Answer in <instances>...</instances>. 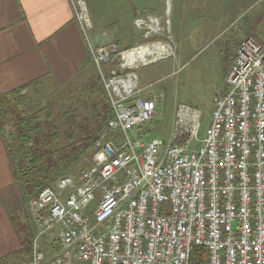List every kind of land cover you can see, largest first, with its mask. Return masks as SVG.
Wrapping results in <instances>:
<instances>
[{
  "label": "built area",
  "instance_id": "obj_1",
  "mask_svg": "<svg viewBox=\"0 0 264 264\" xmlns=\"http://www.w3.org/2000/svg\"><path fill=\"white\" fill-rule=\"evenodd\" d=\"M69 1L86 34L85 1ZM155 21L135 24L151 30ZM118 48L110 40L91 51L113 116L91 165L31 201L41 227L25 264H194V247L206 249L196 264H264V44L245 37L236 48L200 146V111L184 102L166 141L131 134L153 118L163 93L140 96L133 71L104 76L100 66ZM44 235L55 241L52 256L39 244Z\"/></svg>",
  "mask_w": 264,
  "mask_h": 264
},
{
  "label": "rangeland",
  "instance_id": "obj_2",
  "mask_svg": "<svg viewBox=\"0 0 264 264\" xmlns=\"http://www.w3.org/2000/svg\"><path fill=\"white\" fill-rule=\"evenodd\" d=\"M109 2L113 4L116 1ZM120 2L123 8L118 9L117 14L111 10L106 19L113 21L115 16L119 19L121 11L123 22L129 27V34L135 40H116L119 42L118 52L103 63L100 69L104 76L111 75L113 71H133L138 79L139 95L145 99H151L156 93H163V97L156 103L153 118L133 127L131 134H142L147 141L154 137L166 141L172 127L175 107L177 103L184 102L200 111V141L196 146L202 145L212 119L215 101L227 89L226 76L236 48L246 36L252 37L258 44H264V0H144V4H141L143 7L148 4L156 6L154 11L160 21L158 23L155 17L156 24H153L151 30L146 25H134L135 10L131 5L132 0H118ZM140 10H143L142 7ZM149 17L152 18L147 16L145 20ZM148 31L150 34L147 36ZM87 35L92 43L89 32ZM161 42L171 51L167 55L146 64L137 62V66L132 68L121 66L122 51L142 44ZM96 48L92 46L91 51L95 52ZM85 72L83 69L81 73L80 67L81 74L77 75L76 72V80L70 86L81 82ZM25 93L30 98L40 96L32 89H27ZM113 132L116 140L117 130ZM74 174L76 173L73 172ZM86 211L89 212V208ZM8 215L10 221L12 217L16 227H0V259L30 243L41 227V221L31 202L28 205L21 203L19 209H13ZM44 236L46 237L39 243L41 248L53 247L55 241L52 236ZM46 253L52 256L53 249L49 248Z\"/></svg>",
  "mask_w": 264,
  "mask_h": 264
},
{
  "label": "trees",
  "instance_id": "obj_3",
  "mask_svg": "<svg viewBox=\"0 0 264 264\" xmlns=\"http://www.w3.org/2000/svg\"><path fill=\"white\" fill-rule=\"evenodd\" d=\"M83 69V80L70 86ZM81 73L60 87L43 83L34 90L39 97L23 93L24 85L0 94V138L23 204L36 200L41 189L59 177L90 166L95 141L113 116L91 54ZM11 222L16 227L12 217ZM30 243L7 253L0 264H25L31 257ZM205 259L204 247L192 249V263Z\"/></svg>",
  "mask_w": 264,
  "mask_h": 264
},
{
  "label": "crops",
  "instance_id": "obj_4",
  "mask_svg": "<svg viewBox=\"0 0 264 264\" xmlns=\"http://www.w3.org/2000/svg\"><path fill=\"white\" fill-rule=\"evenodd\" d=\"M84 1L93 23L86 34L75 20L69 0H0V94L22 85L26 91L42 89L43 83L60 87L79 73L92 46L100 47L110 40L118 44L116 40H135L121 11L119 19H106L111 10L117 14L123 8L122 2ZM141 4L144 0H132L134 25L137 18L147 16L156 17L160 23L155 5ZM20 206L19 191L0 138V227H13L8 214Z\"/></svg>",
  "mask_w": 264,
  "mask_h": 264
},
{
  "label": "bare ground",
  "instance_id": "obj_5",
  "mask_svg": "<svg viewBox=\"0 0 264 264\" xmlns=\"http://www.w3.org/2000/svg\"><path fill=\"white\" fill-rule=\"evenodd\" d=\"M171 52V51H170ZM169 49L161 43L142 44L124 51L121 55L123 66H133L137 62L146 64L167 55ZM138 64V63H137Z\"/></svg>",
  "mask_w": 264,
  "mask_h": 264
}]
</instances>
